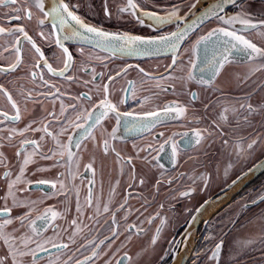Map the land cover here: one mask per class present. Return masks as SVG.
Segmentation results:
<instances>
[{"label": "snow or ice", "instance_id": "6c2138e0", "mask_svg": "<svg viewBox=\"0 0 264 264\" xmlns=\"http://www.w3.org/2000/svg\"><path fill=\"white\" fill-rule=\"evenodd\" d=\"M231 6L233 11H228V6ZM0 7L10 9L5 13V16L10 20L29 22L35 21L36 36L41 40H51L54 42L55 48L51 55H46L37 40L27 30V26L23 23H17L15 27L5 28L0 26V36L4 37V43L0 45L3 52L14 53V59L0 65V74L8 75L9 73L17 72L21 65L24 64L23 45H30L27 50L31 56V63L27 65V74L21 79L30 77V83L33 88L25 90L23 85H20L15 93L10 91L4 84H0V99L4 100V104L0 105V116L4 119L0 120V124L4 127L0 128V142H11L14 136L24 137L27 132L41 135L39 139L23 138L19 141V147L16 149L15 155L22 159L19 162L18 171L15 173L5 170L3 179L6 180L7 189L0 200L3 204L0 205V246L3 252L0 253V264H26L25 258L30 257L27 264H98L108 251L113 249V246L124 237V242H121L120 247H117L112 256L120 251V248L125 246L126 242H131L133 236H141L145 233V229L141 226L144 224L139 216V224L136 221H129V217L134 210L128 205V200L131 199L130 194H125L123 201L112 207V197L116 192V185L119 180L112 185L109 198L101 204L100 197L97 196L93 200L92 189L89 188L88 196L85 200V205H81L79 199V190L77 189L76 217L71 220V231L69 228H60L57 220L66 218L69 211L68 208L57 210L55 205H46L45 201L56 196L67 194L66 185L61 177L64 173H57L56 179H37L35 181L29 179V175H34L36 172L48 171L49 168L66 167L68 174L73 180L78 178L79 169L81 166L82 153L87 150L86 141H92L94 146L102 149L107 155L110 151L115 154L117 163L121 160L125 164L131 165L132 156H122L116 150L111 141L121 139L118 135L121 128L124 133H148L152 136V140L156 141L157 137L153 134V130L157 126H165L170 120H178L183 118L188 120L187 106L180 105L176 101L166 104L164 107L156 105L152 110H143L146 104H152L158 92H153L151 95L138 97L137 93L144 91V85L148 81H155L153 87L158 90H166L167 81L179 80L187 87L189 82H194L204 87H212L225 69V66L233 61L249 62L261 61L257 67L252 69V72L264 70V45L258 46L253 42V39L245 35L248 33H256V35L264 41V11L261 12L259 19H254L249 11L248 0H213L209 3L208 0H178V3L165 7L162 12L156 10H147L137 0H126V3L118 7L117 19L122 14H129L138 24L159 31L165 26H174L173 30L166 31L160 35H135L131 32L109 31L100 25L88 21L85 17L79 14V9L82 7L80 3H72V0H0ZM103 14L107 18H111V12L108 7V0H104ZM206 25V31H202ZM47 32V35H46ZM195 39H192V36ZM72 42L78 45L76 52L82 59L79 63V71H90L91 79L85 80L84 84L91 85L87 92H80L78 95H71L70 101L66 103L62 97L69 95L66 91H62L57 87L52 78L61 77L67 82H74L79 77H74L70 71L76 67V59L73 52L70 50ZM188 47H184V44ZM183 49V51H181ZM160 53H170L171 63L166 66L167 75L154 76L146 71L145 68L136 65L138 72L141 74L139 81L132 79L127 80V86L122 89L123 92L130 95L132 99L137 100L141 106L140 110L122 111L121 105L126 102L128 96L120 97L117 100L111 98L110 87L108 82H114L121 75H127L128 70L132 65L125 64L119 71L114 74H108L105 81V72H97L93 61L104 62L110 57L118 56H152ZM2 55V53H0ZM185 57L187 61L185 62ZM199 59V64L197 63ZM57 65V66H54ZM107 68L106 63L103 64ZM199 68V73L194 74V69ZM47 70V77L44 70ZM178 73V75H177ZM97 77L100 83L97 82ZM247 79V76L245 77ZM139 84V87H138ZM192 99H197L195 92L189 93ZM16 97H19L17 99ZM35 97V99H34ZM40 98H50L53 104L51 111L42 109L46 115L39 120H30L22 128L14 125L22 118L21 101L24 102V111H27V103H41ZM59 101V112L55 110V103ZM12 112L10 115L9 109ZM205 109L209 105H204ZM244 111L243 116L245 124H250L249 117L256 114L264 113V104L254 106L252 103H240L239 109L235 105H224L219 112V121H213L217 129H220L219 122H227L228 116L226 113L231 111L234 115L239 116L240 111ZM50 118V119H49ZM112 120L115 123L108 129V122ZM53 121L55 122L53 126ZM189 123L199 125L200 118L193 117ZM35 125V126H34ZM100 132V140H97L96 132ZM4 133H7L4 135ZM207 128L198 126L189 127L183 133H172L166 138L164 132L158 135L163 139V143L157 141V146L149 142L143 146H138L133 142V149L136 152V158L142 159L145 163H152L158 169H164V164L161 160H170L173 165L177 164V157L181 152L180 144L177 143L175 137L181 135L183 137L181 143L184 149H192L199 147L205 139H207ZM220 135H223L222 130ZM66 137V140L64 139ZM50 138L54 148L49 149L45 154L42 151V143ZM261 139V134L257 133L256 139H251L246 145L241 138L236 140L232 145L234 155L237 161L243 159L245 162L252 156L254 146ZM225 148L229 146V140L222 141ZM170 145V152L165 151L166 146ZM4 145L0 143V148ZM73 147L77 151H73ZM31 149V151H29ZM151 150V151H150ZM143 152L145 155L140 156ZM155 152V155H152ZM163 153V155H161ZM39 157L43 160H50L54 163L49 168L37 166L29 170V165L35 164L34 157ZM96 158L91 156L87 163L83 164V168L92 173L93 177L96 174L95 168ZM0 164H3L7 169V159L4 153L0 151ZM264 166V160L259 164H253L248 168L247 172L243 170L240 174L231 181L234 185L248 172H253L257 167ZM234 164L230 160L224 168V176L227 179L229 172L233 169ZM163 175V173H161ZM187 175L191 185L186 190L180 191L179 195L183 198L192 199L193 194L197 192V183H201L203 187L200 192L207 190L211 175L207 171H201L198 174L193 170L192 173H180L179 177ZM179 177L169 176L167 183L171 186L178 182ZM135 168H132V179L136 180ZM145 177L139 178L141 185L145 184ZM94 180L90 179L89 184H93ZM161 180L156 181L159 186ZM35 185L37 189L41 185H50L52 191L45 192L43 196L36 199L22 198L18 193L28 191V185ZM131 187V185H130ZM158 190V188H157ZM264 202V194H258L256 199L251 202L256 203V200ZM148 201L145 199V204ZM209 201L205 199L198 206L193 205L192 208H185V212L190 219L185 223L192 226L198 221L199 214L203 212ZM43 205V211H39V207ZM94 209V213L88 214L89 220H95L99 224V218L110 214V222L108 225V235L99 238L92 233L99 232L100 229L93 225H82V217L85 215L84 208ZM163 207V205H160ZM14 209H22L16 215H12ZM123 213L118 217L119 213ZM156 219L160 223L156 226L155 232L151 236V245L155 246L160 239L161 233L167 224V218L160 217L159 213H155L147 218V222L151 225ZM264 220V214L260 217ZM79 221V222H78ZM87 230L88 235H83ZM49 231L52 235H48ZM264 232V227L261 229ZM182 239L185 242L191 233L185 228ZM61 233L64 236L57 242L56 237H60ZM91 235V238H89ZM80 241L78 243V239ZM211 237H205L206 240ZM223 241L215 244L214 248L210 249L209 261H219L221 255ZM252 241L243 242L244 246L251 244ZM78 245V246H77ZM171 258L175 260L177 250L181 245V240L175 237L169 241ZM47 246L55 249V253H49ZM82 249H87L88 254L81 253L80 258H76V254ZM38 253H48L47 257H40ZM71 253V254H69ZM169 252L166 251L165 255ZM140 253H137L139 256ZM161 260L164 259L162 256ZM103 264H111V257L103 259ZM117 264H135L133 258L127 252L123 253V260H117ZM183 264V261H181Z\"/></svg>", "mask_w": 264, "mask_h": 264}, {"label": "flooded vegetation", "instance_id": "af4514ba", "mask_svg": "<svg viewBox=\"0 0 264 264\" xmlns=\"http://www.w3.org/2000/svg\"><path fill=\"white\" fill-rule=\"evenodd\" d=\"M23 2V0H21ZM31 2V0H29ZM47 2V0H46ZM147 10H156L162 12L165 7H171V5L178 3V0H137ZM209 3L213 0H208ZM72 3H80L79 14L85 17L88 21L100 25L109 31H120V32H131L135 35H160L166 31L174 29V26H165L159 31H154L147 27V24L141 26L138 22L129 14H122L117 19L118 7L126 3V0H108V7L111 12V18H107L103 14L104 0H72ZM249 11L254 19L261 18L260 14L264 11V0H248ZM10 9L0 7V26L5 28L15 27L17 23H23L27 26V30L37 40L39 46L46 53L51 55L52 50L55 48L54 42L51 40H41L36 36V25L35 21L29 22L27 20L14 21L10 20L5 16V13L9 12ZM228 11L232 12L233 9L229 5ZM206 25L202 31H206ZM47 35V32H46ZM246 36L253 39V42L257 43L258 46L264 45L256 33H245ZM195 39V36H192ZM4 43V37L0 36V45ZM71 45L70 50L73 52L76 59V67H74L70 73L74 77L79 79L74 82H67L61 77L52 78L53 82L56 83L57 87H60L62 91H66L69 95L62 97L66 103L70 101L71 95H78L80 92H87L92 86L85 85V80L91 79L90 71L80 72L79 63L82 59L76 52L78 45L68 42ZM25 51L23 52L24 64L21 65L17 72L9 73L8 75L0 74V84H4L10 91L13 92L14 96L20 85H23L25 90L33 88L34 85L30 83V77L27 79H21L27 74V65L31 63V56L27 51L30 45L26 43L23 45ZM184 47H188V44H184ZM183 51V49H181ZM0 65L5 64L8 61L14 59V53L10 50L9 52H3L0 48ZM185 62L187 57L184 58ZM108 65L107 68L103 67V64ZM171 63L170 53H160L152 56H118L110 57L107 61L99 62L93 61V65L96 67L97 72H105V81L107 80L108 74H114L116 71L124 66L125 64L132 65L133 67L128 70L127 75H121L116 78L114 82H108L110 87L111 98L115 101L123 96H128L126 102L121 105L122 111H136L140 110L141 106L137 100L131 98L130 95L122 91L127 86V80L132 79L139 81L141 74L138 72L136 65L143 67L151 75L160 76L167 75L165 71L166 66ZM199 64V59L197 61ZM261 61L249 62L244 61H233L232 63L225 66V69L220 77L212 87H204L194 82H189L187 87L183 85L179 80L165 82L168 86L166 90H158L153 85L155 81H148L144 85V91L138 92V97L151 95L153 92H158V96L155 97L152 104H146L143 110H152L156 105L164 107L166 104L172 101L178 102L180 105L187 106L188 120L183 118L178 120H170L165 126H157L153 130V134L156 135L157 140L153 141L152 136L148 133H142L137 135L136 133H124L121 128L118 135L121 139L111 141L114 144L117 151L122 156H132L133 161L131 165L125 164L123 160L117 163V158L111 151L105 155L102 149L98 146H94L92 141H86L87 150L82 153L81 166L79 169L78 178L73 180L68 174L66 167H55L49 168L54 163L50 160L40 159L38 156L34 157L35 164L29 165V170L40 166L49 168L48 171L36 172L34 175H29V179L35 181L37 179H56L57 173H64L61 179L64 180L67 194L56 196L52 199L45 201L46 205H55L57 210L68 208L69 211L66 214V218L63 220H57L56 224L62 228H69L71 231V220L77 216L75 211L77 189L79 190V199L81 205H85V200L88 196L89 188L92 189L93 200L97 196L100 197L101 204L109 198V192L113 184L119 180V184L116 185L115 195L112 197V207L123 201L125 194H130L131 199L128 200V205L138 211H134L129 217V221H136L139 224V220L136 219L139 216L140 220L144 221L141 225L146 231L141 236H133L131 242H126L125 246L120 248L119 252H116L115 256H112V252L117 247H120L121 242H124V237L121 236L120 240L113 246L112 250L108 251V254L103 259L111 257V264H117V260H123V253L127 252L129 256L133 258L135 264H174L177 257H180L178 264H264V232L261 231L264 227V220L260 219L264 214V202L256 200L253 204L251 201L256 199L258 194H264V169L260 172L254 173L259 167L249 174L244 179L243 185L234 192L230 186L233 184L231 181L235 179L240 171L247 172L248 168H251L253 164H259L260 161L264 160V113L252 115L249 117L250 124H245L243 116L246 115L244 111L239 112V116L234 115L229 111L226 113L228 121L219 122L220 129H217L213 121H219V112L221 107L228 105L229 107L235 105L239 109L240 103H252L254 106L264 104V70L252 72V69L257 67ZM54 66H57L54 64ZM47 77V70H44ZM199 73V68L194 69V74ZM178 75V73H177ZM247 76V79L245 77ZM97 82L100 83L99 77ZM139 87V84H138ZM195 92L197 99H192L189 93ZM19 99V97H16ZM35 99V97H34ZM41 103L33 104L27 103V111H24L25 104L21 101L20 106L22 109V118L14 126L18 128L24 127L30 120H39L45 116L46 113L42 109L51 111L53 104L50 98H40ZM4 104V100L0 99V105ZM207 104L209 107L205 109L204 105ZM10 115L12 114L10 107ZM55 110L59 112V101L55 103ZM193 117H199L200 123L196 125L189 123ZM4 118L0 116V120ZM50 119V118H49ZM115 123L114 120L108 122L107 126L109 131L111 126ZM55 122L53 121V126ZM35 126V125H34ZM198 126L201 128H207L206 133L207 139L196 148L184 149L181 143L183 137L177 135L175 137L178 144H180L181 152L177 157V164L173 165L170 160H161L164 164V169L160 170L158 167H154L152 163H145L142 159L136 158V152L132 145L135 142L138 146H143L146 143H153L154 147L157 146V141L163 143V139L172 133H183L187 131L189 127ZM4 125L0 124V128ZM222 130L223 135H220ZM164 132L165 137H159V133ZM257 133L261 134V139L254 146L252 156L245 162L243 159L237 161L234 155L232 145L236 140L243 139L245 145L251 140L257 138ZM7 133H4L6 135ZM41 133L27 132L24 137L14 136L11 142L2 141L3 147L0 151L4 153L7 159V169L3 164H0V196L4 194L7 189L6 180L3 179V173L5 170L15 173L18 171L19 162L22 157L18 158L15 155L16 149L19 147V141L23 138L28 139H39ZM97 140H100V132H96ZM66 140V137H64ZM224 139L229 140V146L225 148L222 141ZM42 143V151L47 154L49 149L54 148L55 145L50 138ZM74 152L77 151L73 147ZM31 151V149H29ZM151 151V150H150ZM165 151L170 152V145L166 146ZM95 156V168L96 174L93 177L92 173L88 172L83 168V164L87 163L91 156ZM145 153L141 152L140 156L143 157ZM155 155V152H152ZM163 155V153H161ZM234 164L233 169L230 170L229 176L226 179L224 176V168L229 161ZM135 168L136 180L132 179V168ZM195 170L198 174L201 171H207L211 175V182L206 191L200 192L199 189L203 187L201 183H197V192L193 194L192 199L180 197L179 192L187 189L191 185V181L188 180L187 175L179 177L180 173L190 174ZM163 173V175H161ZM145 177V184L139 183V178ZM172 176L174 178L179 177L178 182L173 183L171 186L167 183V178ZM94 180L93 184H89V180ZM161 180L159 186L156 185L157 180ZM131 185V187H130ZM238 183L234 184V186ZM158 188V190H157ZM50 185H41L39 189L33 184L28 185V191L25 193H18L22 198L36 199L44 195L45 192H51ZM145 199L148 203L145 204ZM205 199L215 204L210 207H205L203 212L199 214L198 221L194 222L192 226H188L185 221L190 219L188 214L185 212V208H192L193 205L198 206ZM208 203V204H209ZM3 201L0 200V205ZM222 204L219 209L215 212L224 211L222 218H219L215 223H211V217L204 219L206 213L214 205ZM163 205V207H160ZM44 206L39 207V211H43ZM22 209H14L12 215H16ZM85 215L81 218L82 225L86 224L92 227L95 225L100 229L99 232H93L92 235H96L102 238L104 235H108V225L110 222V214H106L99 218V224H96L95 220H89L88 214L94 213V209L84 208ZM159 213L160 217L167 218V224L161 233L160 239L155 246L151 245V236L155 232L156 226L160 223L159 219H156L151 225L148 224L147 218L155 213ZM123 213L118 214V219ZM79 222V221H78ZM187 228L188 232L191 233L185 242L182 237L186 233L184 229ZM255 230H257L255 232ZM48 235H52L49 231ZM83 235H88L87 230ZM64 236L61 233L60 237H56L57 242ZM181 240L179 250H177L176 258L173 260L170 254L169 241L173 238ZM205 237H211L206 240ZM91 238V235H89ZM78 243L80 238L78 237ZM251 240L252 243L247 245L246 248L236 249L234 252L235 245L239 243ZM223 241L221 248V255L219 261H209L207 259L210 255V249L214 248L215 244ZM78 246V245H77ZM49 253H55L56 250L47 246ZM168 251L169 254L165 255ZM233 252V255H228L227 252ZM3 252L2 246H0V253ZM81 253L84 255L88 254L87 249H82L80 253L76 254V258H80ZM137 253H140L137 256ZM235 253V254H234ZM71 254V253H69ZM48 253H38L40 257H47ZM164 257L161 260V257ZM229 257V259H228ZM30 257L25 258L26 264L30 261ZM103 259L98 264H103ZM10 264V262H9Z\"/></svg>", "mask_w": 264, "mask_h": 264}, {"label": "rangeland", "instance_id": "374dc122", "mask_svg": "<svg viewBox=\"0 0 264 264\" xmlns=\"http://www.w3.org/2000/svg\"><path fill=\"white\" fill-rule=\"evenodd\" d=\"M223 212H224V211H222V212L219 211L218 213H215L214 215H212L213 217H211V219H210V220H212L211 223H215L216 220H217L218 218H219V221H220V219L222 218V214H223ZM256 231H257V230H255V232H256ZM237 248H238V249H241V251H243V250L246 248V246L243 245V242H242V243H239L238 245H235V247H234V249H235L234 252H235V253H236V251H237V250H236ZM226 252H227V251H226ZM235 253H234V254H235ZM227 254H228V255H233V252H229V251H228ZM228 259H229V257H228ZM209 264H210V263H209ZM228 264H229V263H228Z\"/></svg>", "mask_w": 264, "mask_h": 264}, {"label": "water", "instance_id": "95a60500", "mask_svg": "<svg viewBox=\"0 0 264 264\" xmlns=\"http://www.w3.org/2000/svg\"><path fill=\"white\" fill-rule=\"evenodd\" d=\"M262 169H264V166H261V167H259L256 171H254V173H257V172H260ZM249 174H247L246 176H244L241 180H239L237 183H238V185H236V186H234V185H232V186H230V188H231V190H234V192L236 191V190H238L242 185H243V180L244 179H246L245 177H247ZM213 204H215V202H210L206 207H210L211 205H213Z\"/></svg>", "mask_w": 264, "mask_h": 264}, {"label": "bare ground", "instance_id": "6f19581e", "mask_svg": "<svg viewBox=\"0 0 264 264\" xmlns=\"http://www.w3.org/2000/svg\"><path fill=\"white\" fill-rule=\"evenodd\" d=\"M221 205L222 204H220L218 206L217 205L212 206V208H210V210L204 216V219H208L213 213H215L219 209V207ZM179 260H180V257H177L176 260H175V262H174V264H178Z\"/></svg>", "mask_w": 264, "mask_h": 264}]
</instances>
